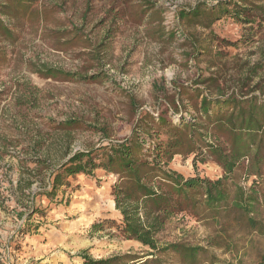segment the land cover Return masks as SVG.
I'll list each match as a JSON object with an SVG mask.
<instances>
[{
    "label": "rangeland",
    "instance_id": "374dc122",
    "mask_svg": "<svg viewBox=\"0 0 264 264\" xmlns=\"http://www.w3.org/2000/svg\"><path fill=\"white\" fill-rule=\"evenodd\" d=\"M216 1L38 0L39 18L18 29L12 59L0 70V253L5 264H83L82 251L95 259L150 252L114 226L93 227L119 219L114 174L98 169L93 176L76 175L56 198L40 195L49 187L53 167L76 151L130 135L139 115L163 109L175 86L219 73L232 87L244 67L264 66L259 10L252 24L225 17L210 28L179 17L200 2ZM44 67L97 78L44 77L38 72ZM67 121L78 126L65 128ZM170 167L185 176L222 175L213 161L195 171L192 158L181 155ZM33 202L42 211L29 218ZM213 233L207 222L178 215L158 239L206 245ZM211 251L224 260L235 257ZM178 261L175 255L161 258L163 264Z\"/></svg>",
    "mask_w": 264,
    "mask_h": 264
},
{
    "label": "trees",
    "instance_id": "16d2710c",
    "mask_svg": "<svg viewBox=\"0 0 264 264\" xmlns=\"http://www.w3.org/2000/svg\"><path fill=\"white\" fill-rule=\"evenodd\" d=\"M263 1L200 2L182 10L179 17L205 28L225 17L252 24L257 20L256 10L264 14ZM37 2L0 0V70L12 59L10 47L20 38L18 29L39 18ZM263 69L260 62L244 67L232 87L219 73L175 86L163 109L139 115L130 135L76 151L51 169L49 187L40 195L50 200L69 185L70 177L93 176L98 169L114 174L117 180L112 196L119 219H105L93 227L101 230L103 224L114 226L126 239L150 249L143 256L99 259L82 251L78 257L83 264H163L162 255H175L178 264H264V247L260 245L264 239ZM38 72L53 78H97L50 67ZM77 122L67 121L64 127H77ZM178 155L192 158L195 171L198 165L213 161L221 167L222 175L214 179L198 172L185 176L170 167ZM29 208V218L42 211L34 202ZM178 215H189L213 227L206 245L159 242L158 235ZM29 230L28 225L23 232ZM211 249L235 257L224 260ZM4 259L0 253V264H5Z\"/></svg>",
    "mask_w": 264,
    "mask_h": 264
}]
</instances>
